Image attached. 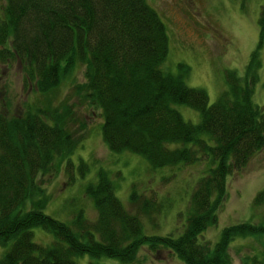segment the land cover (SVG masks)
<instances>
[{
  "label": "trees",
  "instance_id": "trees-1",
  "mask_svg": "<svg viewBox=\"0 0 264 264\" xmlns=\"http://www.w3.org/2000/svg\"><path fill=\"white\" fill-rule=\"evenodd\" d=\"M2 11L0 62H20L25 82L41 96L18 115L0 111V245L5 247L0 264H77L73 255L83 251L131 263L143 242L150 249L166 245L188 264H227L226 246L237 234L256 236L260 242L259 251L240 264H264V222L225 225L212 245L197 238L217 221L226 174L242 169L264 146V112L251 101L248 85L259 76L264 2L259 4L258 41L245 76L226 70L227 88L210 103L202 88L183 83L187 66L175 74L162 71L168 34L146 0H5ZM80 64L84 81L78 90L101 110V139L112 152L138 153L153 169L194 162L199 151L211 158L208 174L192 188L181 233H144L142 218L156 224L153 216L161 203L132 187L130 205L125 206L109 174L99 167L84 189L96 219L87 218L81 209L67 222L43 212L49 197L35 183L37 175L56 158L58 164L65 156L67 166H73L69 154L74 143L68 130L73 112L65 101L57 105L51 97ZM176 102L198 111V122L184 120L172 107ZM178 142V147L168 145ZM188 142L192 146L184 145ZM78 163L84 176L88 164L81 159ZM252 206L264 208V187L255 192ZM36 226L55 240L35 242Z\"/></svg>",
  "mask_w": 264,
  "mask_h": 264
},
{
  "label": "rangeland",
  "instance_id": "rangeland-1",
  "mask_svg": "<svg viewBox=\"0 0 264 264\" xmlns=\"http://www.w3.org/2000/svg\"><path fill=\"white\" fill-rule=\"evenodd\" d=\"M154 7L168 34L166 58L161 63L162 71L175 74L183 72V83L194 88L199 87L208 94V103L217 99L218 93L227 88L226 70H232L245 76L251 50L257 45L259 4L264 0H146ZM5 0H0V16ZM9 42V38L7 39ZM260 65L258 78L251 87V101L264 112V42L259 46ZM184 65L180 67V65ZM17 61L0 62V111L16 114L31 101H39L40 96L33 92V84L25 82L24 72ZM84 65L75 66L59 87L51 102L65 106L73 112L72 123L68 127L74 147L69 154L73 166H67L66 157L40 175L36 184L49 197L43 212L67 222L79 209L87 218L96 219L91 197L84 193L86 183L94 181L99 167L109 174L114 184V193L126 206L132 187L134 190L161 203L160 212L153 216L156 224L144 219V233L182 232L188 215L190 194L200 176L207 175L211 158L203 152H197L194 162H179L169 166L151 168L144 158L132 151L112 152L101 139V110L90 104L83 90H78L83 80ZM248 74V73H247ZM251 76L250 73L248 74ZM249 80V79H248ZM247 85V86H248ZM184 120L193 124L200 119L198 111L182 103H174ZM206 142L211 143L202 135ZM169 146H179L169 143ZM185 146H192L190 142ZM79 159L88 164L84 176L79 173ZM226 191L216 206L217 221L202 229L197 238L206 240L209 245L225 225H233L249 220L252 223L264 222V208L252 206L254 194L264 187V146L255 151L242 169H233L226 174ZM32 238L35 242L48 244L55 240L53 234L40 226L33 227ZM260 242L256 236L235 235L227 244V264H240L242 258L259 251ZM5 247L0 245V254ZM77 264H188L166 245L150 249L146 242L135 251L131 263L119 260L117 256L89 255L85 251L76 254Z\"/></svg>",
  "mask_w": 264,
  "mask_h": 264
}]
</instances>
